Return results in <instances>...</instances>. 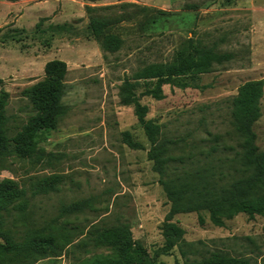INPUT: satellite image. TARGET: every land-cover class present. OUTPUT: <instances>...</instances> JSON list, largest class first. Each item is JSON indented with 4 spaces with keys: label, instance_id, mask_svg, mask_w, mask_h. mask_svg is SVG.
<instances>
[{
    "label": "rangeland",
    "instance_id": "rangeland-1",
    "mask_svg": "<svg viewBox=\"0 0 264 264\" xmlns=\"http://www.w3.org/2000/svg\"><path fill=\"white\" fill-rule=\"evenodd\" d=\"M47 4V17L0 28L1 89L8 95L11 126L31 114L23 91L43 78L45 63L60 59L67 66L62 99L67 113L40 144L43 151L31 158H8L0 167V180H16L29 195L26 210L5 227L66 231L76 242L92 227L126 222L133 238L154 256L163 244L161 227L170 203L148 159L150 143L133 107L120 102L119 86L143 65L169 60L188 42L231 52L229 61L188 78V86L166 84L162 99H140L148 108L147 118L162 124L163 138L174 142L169 152L185 156L187 164L202 161L217 143L214 156L230 154L223 147L235 144L230 100L246 81H264V0H49ZM87 5L108 7L93 14L115 20L113 30L122 39L118 50H103L92 35ZM260 107L254 130L264 151V88ZM124 132L139 147H130ZM215 134L221 135L217 142ZM51 175L59 176L55 189L37 191L38 180ZM173 221L193 244L191 257L194 252L223 250L248 256L250 264H264V216L239 213L216 226L201 211L178 213ZM71 249L62 248L54 264L108 252L87 246L66 255ZM156 264H184V258L175 247L157 255Z\"/></svg>",
    "mask_w": 264,
    "mask_h": 264
},
{
    "label": "trees",
    "instance_id": "trees-1",
    "mask_svg": "<svg viewBox=\"0 0 264 264\" xmlns=\"http://www.w3.org/2000/svg\"><path fill=\"white\" fill-rule=\"evenodd\" d=\"M128 4H121L123 7ZM96 8L85 6L89 16V28L105 51H116L122 39L114 32L115 20L110 16L93 14ZM142 10L148 11L146 7ZM231 52H219L215 48L188 42L174 51L165 62H150L125 78L119 86L120 102L131 105L138 123L150 143L147 152L153 170L170 203L162 223L163 244L150 255L146 247L135 240L126 222L109 227H92L76 242L66 231L48 228L47 232L34 230H10L6 222L21 215L29 203L28 191L12 178L0 180V264H35L46 259L45 264H54L60 250L66 246V255L75 250L106 248V254L72 256L70 264H156L159 254H168L178 247L184 264H250V258L232 255L223 250H212L207 254L193 253L192 243L184 239V229L173 218L178 213L206 211L209 220L216 226H223L226 220L239 213L250 218L264 216V151L256 143L254 124L261 116L260 100L263 96V79L243 83L230 100V117L235 144H224L230 152L214 156L218 143L214 144L202 161L187 164L185 156L169 152L171 140L163 138L162 124L147 118L148 108L141 102V96L154 99L164 97L163 86H188L187 79L212 70L230 59ZM67 66L63 60L52 59L44 65V76L23 91L31 108V114L21 124L13 127L6 115L7 92L1 89L0 78V167L8 158L26 159L38 155L40 144L51 130L57 128L59 120L67 113L63 102ZM130 147H139L128 132L123 133ZM215 141L221 135L215 134ZM190 157V156H188ZM187 157V158H188ZM59 176L41 178L36 190L47 193L58 183ZM36 193V191L31 192ZM202 223L203 218L199 216ZM88 252V250H86ZM190 251V252H189Z\"/></svg>",
    "mask_w": 264,
    "mask_h": 264
},
{
    "label": "crops",
    "instance_id": "crops-1",
    "mask_svg": "<svg viewBox=\"0 0 264 264\" xmlns=\"http://www.w3.org/2000/svg\"><path fill=\"white\" fill-rule=\"evenodd\" d=\"M49 0H0V28L23 19L35 20L47 17L45 8Z\"/></svg>",
    "mask_w": 264,
    "mask_h": 264
}]
</instances>
